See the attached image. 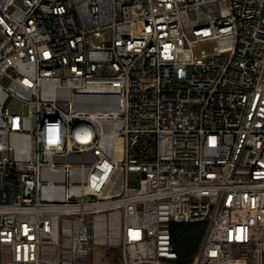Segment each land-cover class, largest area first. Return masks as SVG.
<instances>
[{
  "label": "built area",
  "instance_id": "obj_1",
  "mask_svg": "<svg viewBox=\"0 0 264 264\" xmlns=\"http://www.w3.org/2000/svg\"><path fill=\"white\" fill-rule=\"evenodd\" d=\"M191 222V264H264V0H0V264H166Z\"/></svg>",
  "mask_w": 264,
  "mask_h": 264
},
{
  "label": "trees",
  "instance_id": "obj_2",
  "mask_svg": "<svg viewBox=\"0 0 264 264\" xmlns=\"http://www.w3.org/2000/svg\"><path fill=\"white\" fill-rule=\"evenodd\" d=\"M206 222L174 223L172 242L179 264H191L206 231Z\"/></svg>",
  "mask_w": 264,
  "mask_h": 264
},
{
  "label": "rangeland",
  "instance_id": "obj_3",
  "mask_svg": "<svg viewBox=\"0 0 264 264\" xmlns=\"http://www.w3.org/2000/svg\"><path fill=\"white\" fill-rule=\"evenodd\" d=\"M215 41H205V42H200L198 43L195 48L194 52L195 54L202 55V53H207V54H214L215 53ZM11 109L14 108V105L10 104L9 106ZM15 109L18 112H24L25 114H28V106L24 105L22 106L20 103H17L15 105ZM139 181V174L137 172H131L129 174V183L130 185H138ZM115 249V247H110L108 250V257L106 256V246L103 245H95L93 247L90 259H91V264H104L105 258H107V263H111L112 259L110 257L112 251ZM166 264H179L178 261L176 260H170L166 261Z\"/></svg>",
  "mask_w": 264,
  "mask_h": 264
},
{
  "label": "bare ground",
  "instance_id": "obj_4",
  "mask_svg": "<svg viewBox=\"0 0 264 264\" xmlns=\"http://www.w3.org/2000/svg\"><path fill=\"white\" fill-rule=\"evenodd\" d=\"M116 149H117L116 157H121V152H120L121 144H120V142L117 144V148ZM89 189H92V188L90 187Z\"/></svg>",
  "mask_w": 264,
  "mask_h": 264
}]
</instances>
